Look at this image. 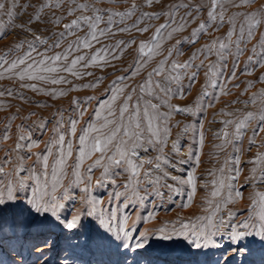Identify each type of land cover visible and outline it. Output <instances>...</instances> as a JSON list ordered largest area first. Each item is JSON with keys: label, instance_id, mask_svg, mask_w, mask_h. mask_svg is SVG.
I'll return each mask as SVG.
<instances>
[{"label": "snow or ice", "instance_id": "obj_1", "mask_svg": "<svg viewBox=\"0 0 264 264\" xmlns=\"http://www.w3.org/2000/svg\"><path fill=\"white\" fill-rule=\"evenodd\" d=\"M126 52L132 63L105 86L107 98L96 102L83 126L94 96L74 97L71 115L58 109L51 118L21 116V108L13 113L6 103H29L26 91L55 100L97 89L105 77L89 69L120 71L113 61ZM197 84L193 102H174ZM217 103L222 127L213 133L218 142L209 157L215 163L201 182L203 123L185 124L173 138L180 121H172ZM0 112L7 113L0 129V250L10 246L21 258L9 264H35L44 248L57 246L50 218L72 232L84 215L99 228L69 250L119 257L111 264H234L237 255L246 253L247 261L254 254L242 243L247 237H258L264 250V0H0ZM189 161L194 168L183 174L180 165ZM96 170L95 185L114 189L109 203H118L110 211L91 195ZM77 188L82 208L62 219ZM120 204L140 210L131 226ZM166 204L181 211L136 233L137 224L159 221L157 209ZM193 205L198 214H181ZM152 239L166 242L160 245L166 251L157 254ZM248 264H264V255Z\"/></svg>", "mask_w": 264, "mask_h": 264}, {"label": "rangeland", "instance_id": "obj_2", "mask_svg": "<svg viewBox=\"0 0 264 264\" xmlns=\"http://www.w3.org/2000/svg\"><path fill=\"white\" fill-rule=\"evenodd\" d=\"M104 4L107 5L109 3V0H103ZM119 3H123V0H118ZM19 22V20L17 21ZM147 34H144V36H141L140 34H136L135 38L137 40L146 38ZM15 37L13 35H9L8 40H12ZM117 38H124L127 39V34H118ZM8 41H3V43H7ZM132 55L130 52H126L124 56L122 57L121 62L113 61V63L117 64V67L120 69V71H114L111 68L106 69L104 72H101L99 69H89V71H93L95 75L101 76L103 75L105 77L104 84L101 85L97 89H84L80 88L78 91L71 92L66 97H60L55 100H53L50 97L44 96L42 94L37 95L30 91H26V95L29 97L30 102L29 103H23L19 99H13L8 98L6 103H10L12 105L11 111L15 113L16 108H21V116L27 115L29 112H36L38 115L42 117H52V114L55 113L58 109L61 111H67L68 115H71V107H70V101L77 97L81 101H83L87 96H94L96 97V100L92 102V105H85L87 107L88 112L85 114L83 119L81 120V126L85 124V122L89 119V114L92 113L93 107L95 106L97 101L104 100L107 98L104 88L112 80L115 79L116 76L121 75L124 72V69L132 63ZM71 79V77H69ZM91 77H86L84 81H74L77 85L87 82V80H90ZM204 77L201 74L200 80L203 81ZM241 79H244L241 77ZM6 86H8V82H3ZM235 83V81H234ZM243 84H241V87L243 88ZM52 87H68L64 85H53ZM200 88V84H197L193 90L191 95H189L184 100H176L174 102L181 103V104H189L193 102L194 97L197 95V90ZM234 92L239 94V90L233 89ZM234 97H227L223 99H233ZM222 105L220 103H217L215 108H208L205 112L198 114L195 117L192 116H185L184 114H177L174 120L172 121L173 124L178 120L180 121V124L178 127L173 128V138L175 137L176 133H178L185 124L190 123H196L197 127H199V123H203L204 129L206 131L207 136V142L205 144V147L203 148V155L202 160L203 163L201 167L197 170V176L200 178V181H206L210 179L208 176V169H210L215 163V161L210 160V155L215 151L213 148V145L217 143L215 136L213 133H215L222 125L218 122L219 117L216 115V109L220 108ZM239 107V105H237ZM231 110V109H229ZM36 117H32V119H35ZM7 120V113L6 112H0V129L3 128V122ZM16 123H20V120H16ZM48 136L45 135L43 139H47ZM190 143V141L187 139H183L181 141L182 150L187 151V146ZM244 143L246 144V138L244 140ZM43 147V145H41ZM253 152H255V148H253ZM221 159H223V155H221ZM31 163V161L29 162ZM184 169V173L191 171L194 168V163L192 161H189L186 164L180 165ZM100 172L99 170L95 171V174L93 176V187L91 188V195L95 198L101 200L103 202V208L106 211H110L113 208L117 207V203L115 200H113L111 203H109V197L112 195L114 189L105 183L103 187L95 185V180L99 177ZM241 182H243V178H241ZM72 195L75 197L74 200H69L64 202L65 203V209L62 210L60 213L61 218L67 217L68 219L71 218L73 214H75L76 210L81 209V201L80 197L83 195V193L77 188L72 190ZM202 195L201 192L196 197V203H200V198ZM247 195V192L245 193ZM183 197L178 198L177 202L183 201ZM244 203H247L245 201ZM151 203L149 204V210H151ZM237 207L243 208L244 204H238ZM120 211L119 214L123 216L124 214H130L129 215V225H132V222L135 220V214L137 211H140L139 209L135 208L134 206H130L128 209H124L123 205H119ZM170 209V210H169ZM158 215H159V221H149L148 223L143 224H137L136 227V233L142 232L145 229H151L156 226H158V223L165 220H171L175 218L178 212L181 210L176 207V205H165L162 208L157 209ZM198 214L199 209L193 205L192 208L184 210L181 214L184 216H188L189 214ZM142 215L146 214L144 212H141ZM52 220L51 227V238L52 240L57 241V246L52 248H44L43 250L46 252V255L41 257L40 260H36L35 264H97L99 261H104L105 264H111V262L116 261L119 259V257L115 255H109L107 252L101 254L100 252H95V254L90 253L89 251L85 250L82 247H77L76 249L70 251L69 245H85L88 241L89 235L94 232L95 229L99 228L98 220H96L94 217H89L87 215H84L81 217V227L78 229L73 230L72 232H68L66 229L62 228V225L57 228L55 225L58 223L55 221V218H50ZM115 223V222H114ZM102 231V229H101ZM66 233V235H65ZM136 233H133L134 235ZM249 242H252L251 244ZM9 245L14 244L15 242H6ZM151 246L156 249V253L158 254L160 251H166V249L160 248V245L166 243L163 241H159L156 239H152L150 241ZM224 243L227 245V241L225 240ZM244 245H247L249 247H252L255 251L254 254L251 256H248V260H245L246 253H242L237 255V258L234 262V264H248L249 261L256 260L259 262L260 257L264 255V250H261L260 241L258 237H247L244 241H242ZM93 250H95V246L91 245ZM237 247V246H233ZM123 251V249H121ZM35 254L38 255L40 252V249L37 248L34 250ZM27 255V253H25ZM72 255L73 259L66 260L65 258ZM14 258L16 261H19L21 258L17 255V252L12 250V248L9 246L8 251L0 250V264H9V260ZM34 259V257H33ZM129 264H131V260H129ZM143 264V262H142Z\"/></svg>", "mask_w": 264, "mask_h": 264}]
</instances>
